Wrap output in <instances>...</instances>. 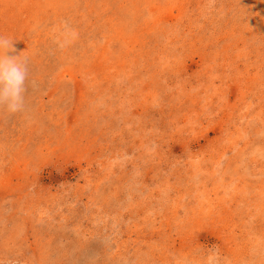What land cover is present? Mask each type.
I'll return each instance as SVG.
<instances>
[{
    "label": "rangeland",
    "instance_id": "rangeland-1",
    "mask_svg": "<svg viewBox=\"0 0 264 264\" xmlns=\"http://www.w3.org/2000/svg\"><path fill=\"white\" fill-rule=\"evenodd\" d=\"M0 35V264H264V0H0Z\"/></svg>",
    "mask_w": 264,
    "mask_h": 264
},
{
    "label": "clouds",
    "instance_id": "clouds-1",
    "mask_svg": "<svg viewBox=\"0 0 264 264\" xmlns=\"http://www.w3.org/2000/svg\"><path fill=\"white\" fill-rule=\"evenodd\" d=\"M14 52V40L0 35V111L9 115L26 110L29 83L27 57Z\"/></svg>",
    "mask_w": 264,
    "mask_h": 264
}]
</instances>
